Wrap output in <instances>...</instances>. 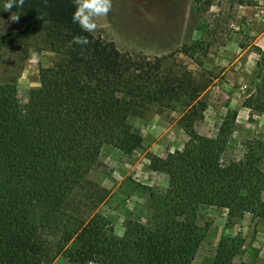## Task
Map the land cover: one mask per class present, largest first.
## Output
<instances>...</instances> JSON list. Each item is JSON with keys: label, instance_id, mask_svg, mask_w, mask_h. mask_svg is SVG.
<instances>
[{"label": "trees", "instance_id": "obj_1", "mask_svg": "<svg viewBox=\"0 0 264 264\" xmlns=\"http://www.w3.org/2000/svg\"><path fill=\"white\" fill-rule=\"evenodd\" d=\"M73 8V0H24L5 11L18 14L23 26L0 32V61L6 49L25 50L30 32L53 58L39 68L23 107L14 82L0 75V264H51L60 254L71 264H190L203 235L200 209L223 208L228 223L245 213L264 220V143L248 148L243 160L220 162L236 111L225 113L215 136L198 134L192 119L205 108L203 76L164 68L165 56H133L83 32L71 21ZM77 35L89 44L72 43ZM181 100L178 121L187 141L165 156L147 157L149 169L167 177L160 211L152 224L127 221L118 236L96 212L107 196L90 174L100 149L140 148L130 119L151 105ZM243 105L264 113V78ZM243 243L238 233L222 235L210 264H250L239 259Z\"/></svg>", "mask_w": 264, "mask_h": 264}, {"label": "rangeland", "instance_id": "obj_2", "mask_svg": "<svg viewBox=\"0 0 264 264\" xmlns=\"http://www.w3.org/2000/svg\"><path fill=\"white\" fill-rule=\"evenodd\" d=\"M1 5L2 0L0 32L22 28ZM97 23L93 34L113 41L120 51L149 60L165 56L164 68L187 70L196 79L203 76L208 83L200 95L205 108L192 119L198 134L215 136L225 113L236 111L233 131L220 155L222 164L243 160L248 148L264 143V113L243 105L264 78V60L255 41L264 29V0H112L108 16ZM192 44L187 55L179 51ZM52 58L36 32L29 33L25 50L2 53L1 78L14 82L21 107L29 90L38 85L39 68L49 66ZM184 109L182 100L172 107L151 105L130 119L141 135L140 148L124 152L111 145L101 147L90 174L107 196L96 212L109 220L116 235L123 234L127 221L152 224L160 211L159 196L167 177L151 171L147 157L183 147L188 133L178 120ZM197 224L203 235L190 264H210L217 241L228 233L244 239L239 259L264 264V220L245 213L228 223L226 210L211 206L199 210ZM51 264L71 263L60 254Z\"/></svg>", "mask_w": 264, "mask_h": 264}, {"label": "clouds", "instance_id": "obj_3", "mask_svg": "<svg viewBox=\"0 0 264 264\" xmlns=\"http://www.w3.org/2000/svg\"><path fill=\"white\" fill-rule=\"evenodd\" d=\"M24 0H3L4 11L14 7H22ZM74 8L71 14V21L77 24L83 32L93 33L98 28V19L107 17L112 8V0H73ZM12 21L18 20V14H10ZM76 45H88L87 36L77 35L72 39Z\"/></svg>", "mask_w": 264, "mask_h": 264}, {"label": "crops", "instance_id": "obj_4", "mask_svg": "<svg viewBox=\"0 0 264 264\" xmlns=\"http://www.w3.org/2000/svg\"><path fill=\"white\" fill-rule=\"evenodd\" d=\"M256 45L264 51V29L255 38Z\"/></svg>", "mask_w": 264, "mask_h": 264}]
</instances>
